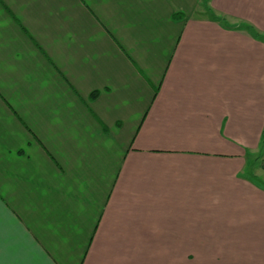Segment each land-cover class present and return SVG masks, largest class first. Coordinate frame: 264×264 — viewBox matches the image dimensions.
Returning <instances> with one entry per match:
<instances>
[{
	"label": "crops",
	"instance_id": "0c3cea01",
	"mask_svg": "<svg viewBox=\"0 0 264 264\" xmlns=\"http://www.w3.org/2000/svg\"><path fill=\"white\" fill-rule=\"evenodd\" d=\"M0 264H264V0H0Z\"/></svg>",
	"mask_w": 264,
	"mask_h": 264
},
{
	"label": "trees",
	"instance_id": "16d2710c",
	"mask_svg": "<svg viewBox=\"0 0 264 264\" xmlns=\"http://www.w3.org/2000/svg\"><path fill=\"white\" fill-rule=\"evenodd\" d=\"M96 95H97V93L95 92V93L92 94V97H95Z\"/></svg>",
	"mask_w": 264,
	"mask_h": 264
},
{
	"label": "rangeland",
	"instance_id": "374dc122",
	"mask_svg": "<svg viewBox=\"0 0 264 264\" xmlns=\"http://www.w3.org/2000/svg\"><path fill=\"white\" fill-rule=\"evenodd\" d=\"M198 10H200V9H198ZM247 174H250V172H247Z\"/></svg>",
	"mask_w": 264,
	"mask_h": 264
}]
</instances>
